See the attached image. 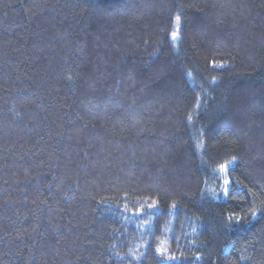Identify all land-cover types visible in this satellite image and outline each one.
I'll return each mask as SVG.
<instances>
[{"label": "trees", "instance_id": "obj_1", "mask_svg": "<svg viewBox=\"0 0 264 264\" xmlns=\"http://www.w3.org/2000/svg\"><path fill=\"white\" fill-rule=\"evenodd\" d=\"M0 264H264V0H0Z\"/></svg>", "mask_w": 264, "mask_h": 264}, {"label": "snow or ice", "instance_id": "obj_2", "mask_svg": "<svg viewBox=\"0 0 264 264\" xmlns=\"http://www.w3.org/2000/svg\"><path fill=\"white\" fill-rule=\"evenodd\" d=\"M179 24V17H177V25ZM177 38V35H176V33L174 32L173 33V40H175ZM221 171L222 172H224V171H226V166H222L221 167ZM229 183V181L228 180H225V185H227ZM170 259H175V257H170Z\"/></svg>", "mask_w": 264, "mask_h": 264}, {"label": "rangeland", "instance_id": "obj_3", "mask_svg": "<svg viewBox=\"0 0 264 264\" xmlns=\"http://www.w3.org/2000/svg\"><path fill=\"white\" fill-rule=\"evenodd\" d=\"M230 167V165L228 164L227 166H226V171H227V169ZM220 171H221V168H220ZM226 171H224V172H222L221 171V173H222V176H223V178H224V182H223V184H224V188H223V194L227 191V185H225V180H227V178H226Z\"/></svg>", "mask_w": 264, "mask_h": 264}]
</instances>
